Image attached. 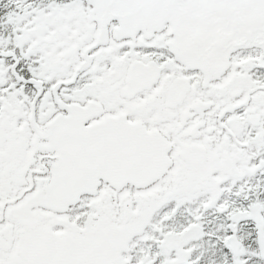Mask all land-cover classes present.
<instances>
[{"label": "snow or ice", "instance_id": "snow-or-ice-1", "mask_svg": "<svg viewBox=\"0 0 264 264\" xmlns=\"http://www.w3.org/2000/svg\"><path fill=\"white\" fill-rule=\"evenodd\" d=\"M0 264H264V0H0Z\"/></svg>", "mask_w": 264, "mask_h": 264}]
</instances>
